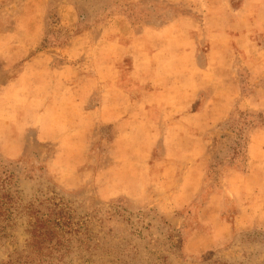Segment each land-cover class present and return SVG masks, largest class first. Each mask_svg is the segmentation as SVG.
Wrapping results in <instances>:
<instances>
[{
	"label": "rangeland",
	"instance_id": "374dc122",
	"mask_svg": "<svg viewBox=\"0 0 264 264\" xmlns=\"http://www.w3.org/2000/svg\"><path fill=\"white\" fill-rule=\"evenodd\" d=\"M254 1L0 0V264H264V186L230 188L264 131V102L243 108L264 94ZM180 25L201 68L230 65L224 117L222 101L169 114ZM207 79L187 113L210 102ZM62 212L74 230L33 248L37 220Z\"/></svg>",
	"mask_w": 264,
	"mask_h": 264
},
{
	"label": "crops",
	"instance_id": "0c3cea01",
	"mask_svg": "<svg viewBox=\"0 0 264 264\" xmlns=\"http://www.w3.org/2000/svg\"><path fill=\"white\" fill-rule=\"evenodd\" d=\"M253 1V0H252ZM258 0L254 1V3H257ZM243 18L248 17V12L244 13L241 11L240 13ZM256 14H263V12L259 11ZM188 18L179 19L177 21L178 24L188 23ZM247 20V19H246ZM191 22V21H190ZM189 24V23H188ZM179 29L177 31L181 32L178 33V36L180 39H175L174 41H179L178 46L181 48V55L185 56V59L182 58V60H179L178 65H180V75L176 77V84L178 85L177 90V96L178 101L175 102V104L170 107L169 114H174L178 120L177 122H181L184 119H186L189 122L196 121L201 116H205L208 114V110H218L220 107H214V104L217 102L219 104V101L223 102V107L221 109H226L225 113L221 114L223 117L226 116L228 109H229V102L224 103L225 99L219 93L222 89H225L223 85H226L227 81L226 78L228 76L230 65H228L226 62L222 60H212L209 65L205 66L204 68H201L199 63L195 59V53H196V44L195 41L192 40V38H189V34L191 33V28H183L182 25H180ZM171 28L164 29L163 35L165 36L166 33L169 32ZM241 36L243 37V49L245 50V53H248L247 51H250L253 46V42H251V32L246 29V31L243 30V33H241ZM181 40V41H180ZM191 40V41H188ZM251 42V43H250ZM260 65V64H259ZM258 66V63L256 64V67ZM258 68V67H257ZM50 74V73H49ZM208 78V79H207ZM207 79L210 80L208 82H212V84L215 86L213 93L214 95L211 97L210 102L207 104L206 108L203 109L201 112H192L187 113L191 107V103L197 98L198 93L205 88L203 86L204 81ZM210 84V83H209ZM192 100V101H191ZM256 100V105H252L251 107H247V103L253 102ZM190 102V104H188ZM264 102V94L261 96L259 93H248V95H243V108H251L253 110H262L263 107L260 106V104H263ZM211 106H213L211 108ZM169 107V106H168ZM211 111L214 116H219L220 112L217 113L216 111ZM92 113V114H91ZM87 118H91V122L93 124H96L97 120H100L101 113L97 110V112H91ZM212 115V114H209ZM185 116V117H183ZM96 119V120H95ZM90 122V123H91ZM86 123V122H85ZM91 123V124H92ZM193 129L190 123H186L184 125H179L178 130H188ZM178 133V132H177ZM251 166L249 167V172H236L233 171L232 182L230 183L231 190H239V188H246L247 190L251 186L250 183H260L261 189L264 186V131L263 130H256L255 134L253 135V140L251 143Z\"/></svg>",
	"mask_w": 264,
	"mask_h": 264
},
{
	"label": "trees",
	"instance_id": "16d2710c",
	"mask_svg": "<svg viewBox=\"0 0 264 264\" xmlns=\"http://www.w3.org/2000/svg\"><path fill=\"white\" fill-rule=\"evenodd\" d=\"M55 216L58 218L54 220L51 218L37 220L32 233L33 248H38L39 251L42 249L55 251L61 245L60 238H64L63 235L70 234L74 230L68 231L70 228L69 218L63 212L56 213Z\"/></svg>",
	"mask_w": 264,
	"mask_h": 264
}]
</instances>
